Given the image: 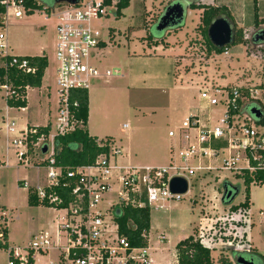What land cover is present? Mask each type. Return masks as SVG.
Instances as JSON below:
<instances>
[{
	"label": "rangeland",
	"instance_id": "374dc122",
	"mask_svg": "<svg viewBox=\"0 0 264 264\" xmlns=\"http://www.w3.org/2000/svg\"><path fill=\"white\" fill-rule=\"evenodd\" d=\"M174 2L129 0L128 7L122 10L118 18L109 13L92 21V25L100 31V39L106 44L98 50L94 65L100 69H117L120 73L90 82V115L85 129L101 142L111 137L112 142L121 149L117 159L124 164L162 166L169 163L170 157L180 162L175 151L179 146V127L183 118L187 115H204L214 124L224 110L221 103L207 107L200 100L201 88H207L217 96L225 94L234 86H264V60L260 58L259 51L252 49L251 39L245 38V34L250 35L253 30H257L253 24L247 25V31L237 25L244 29V39L240 43L228 45L227 55L222 52L208 53L209 43L198 30L202 13L198 7L185 9L179 27L156 30L160 15L168 4ZM246 4L248 17L254 14V7L259 18L264 17V0H247ZM20 10L22 17L10 16L6 23L9 52L29 56L43 54L47 57L48 65L41 86L28 91L25 110L8 107L3 98L4 92L0 90V120L6 115L9 120H14L17 128L26 127L27 124L43 125L48 121L53 131L57 106L54 58L57 18L53 12H47L44 6L31 14L23 8ZM148 37L158 39L159 43L147 44L150 42ZM123 124H128V127L124 128ZM169 130L175 135L169 136ZM171 146L175 148L173 152H170ZM5 149V138L0 134L1 159L5 157ZM49 151L39 155L35 149H31L26 155L29 161L17 164L14 147L8 144V164L0 168V207L6 210L8 217L7 246L25 247L40 232H54L57 217L63 214V211L54 207L29 205L27 189L21 186L23 182L30 186L44 182L46 167L45 164H39L49 156ZM227 156L228 151L224 148L217 156L202 157V165L210 164L217 169L203 177L200 172L189 176L190 186L182 199L166 200L161 203V207H157V203L149 205L144 200L150 212L149 253L155 262L171 259L175 241L191 233L195 223H200L197 232L198 228L204 227L205 221H201L200 214L205 212L203 207L211 208V200L215 199L213 196L221 197L224 180L238 188L237 195L229 204L243 201L245 185L241 179L230 170L221 169L222 160ZM196 163L195 159L191 160V164ZM116 192V186H113L104 194L99 204L102 210L117 202ZM249 195L246 213L229 214V204L224 205L220 201L225 216L230 217L228 223L231 225L226 227L232 228L226 230V237L218 236V224L206 231L200 229L204 232L202 239L210 244H214L211 238L217 231L214 238H219V243L213 246L211 253L215 256L227 255L233 264H236L235 256L231 255L230 250L242 248L233 247L241 235L248 240L251 249L263 256L261 262L264 264V183L251 184ZM161 234L166 240H160ZM199 235V232L195 235L198 240ZM234 237L233 244L230 243L228 247L227 238ZM60 243H64V237ZM60 252L58 248L38 252L35 254V264H69L59 256ZM0 264H6V253L2 248Z\"/></svg>",
	"mask_w": 264,
	"mask_h": 264
},
{
	"label": "built area",
	"instance_id": "2783aa9c",
	"mask_svg": "<svg viewBox=\"0 0 264 264\" xmlns=\"http://www.w3.org/2000/svg\"><path fill=\"white\" fill-rule=\"evenodd\" d=\"M20 8L27 11L20 0H0V68H15L26 74H33L36 66L26 57L10 53L7 44L6 23L10 16L22 17ZM49 10L57 18L54 44L57 106L54 128L52 131L49 125L48 134H40L33 142L30 138L36 134L34 128L27 126L17 128L14 120H9L5 115L0 120V134L4 136L6 146L5 157L0 158V168L8 164L6 158L8 144L14 147L17 164H26L29 161L26 155L31 149H35L39 155L47 154L50 150L47 156L49 162L45 164L44 182L37 186L23 182L21 186L27 191L31 189L39 201H46L57 208L63 202V197L55 193L54 189L59 186L65 188L68 182L61 184L62 171L54 166L50 159L55 153L54 138L76 128H82L81 121L75 119L71 109L72 94L78 90L88 91L93 79L117 76L120 72L117 69H100L94 65L100 49L99 44L104 41L100 39V31L92 25V21L99 20L109 13L115 16V0H109V3L105 0H79L72 5L59 3ZM255 32L253 30L250 35L245 34V38L250 40ZM251 47L254 51H259L260 58L264 60V41L252 43ZM223 54H228L227 48ZM0 90L4 92V101L13 93L5 82L0 83ZM199 96L207 107L221 103L224 110L214 124L204 115H187L183 118L179 127V146L175 151L180 162L170 157L169 163L162 166L124 164L117 159L121 149L112 140L109 142L110 151L107 155H100L93 164L79 166L74 171L66 173L68 177L78 174L80 180L71 190L72 202L57 208L63 211V214L57 217L55 231L40 232L25 247L2 248L6 253V264H35L36 253H44L53 248L60 249L59 256L69 264H153L148 248V234L144 231L141 233V238L147 242L146 245L132 246L126 236L119 234V226L115 220L116 209L120 210V215L121 206L146 207L144 200L149 205L157 203L156 206L161 207V203L166 200L182 199L188 190L184 194L171 192L169 189L171 178L186 179L189 189V176L200 172V176L203 177L217 169L210 164L202 165L201 158L217 156L224 148L227 149L228 156L222 160L221 169L230 170L233 174L264 171V86H234L225 94L217 96L207 88H201ZM73 104L75 105L76 101H73ZM251 108L259 111V117L250 114ZM123 127L127 128L128 124H123ZM168 135L174 136L175 133L169 130ZM43 147H46L45 153H42ZM174 149L171 146L170 152ZM193 159L197 161L196 164H191ZM113 186H116L117 202L102 210L99 204L104 194ZM248 209L228 213H246ZM212 218L211 225L205 224L200 229L206 231L218 224V236L226 237V230L232 229L226 227L230 217L217 215ZM7 222L6 210L0 207V244L4 242L3 230L7 229ZM128 227L134 228L135 224L130 221ZM222 229L224 231L221 232ZM201 230L199 240L211 250L219 243V238L216 240L214 238L217 231L213 233V239L211 238L214 244H210L202 239L204 232ZM62 237L63 244L60 243ZM238 237L240 240L235 241L236 244H233L235 237L227 238L229 241L227 246L230 247L231 243L233 247L235 245L242 247L240 250L234 248L232 250L248 252L251 249L248 240L244 235Z\"/></svg>",
	"mask_w": 264,
	"mask_h": 264
},
{
	"label": "trees",
	"instance_id": "16d2710c",
	"mask_svg": "<svg viewBox=\"0 0 264 264\" xmlns=\"http://www.w3.org/2000/svg\"><path fill=\"white\" fill-rule=\"evenodd\" d=\"M23 3L24 8L27 10L28 14L33 13L34 10L40 9L41 6L44 7L47 12H49V1L48 0H20ZM172 1V0H171ZM176 2H181L180 0H173ZM109 3V0H105ZM182 3V2H181ZM172 4V3H171ZM183 4V3H182ZM129 5V0H115V17H119L122 14V10L127 8ZM170 5V4H168ZM189 7H198L202 10L200 16V26L198 30L201 35L206 38V42L209 43L207 47L208 53L216 52L223 53V51L229 46L222 49H217L207 39L206 30L213 19L219 15L225 16L232 22L234 26V41L233 44L240 43L243 41V29L237 27L233 21L230 12L224 6H210L203 5L199 3V0H188ZM181 22L174 27H179ZM251 22V23H250ZM253 24L257 33L262 34L263 39L254 41L253 36H251L252 43H258L264 41V17L259 18L256 7H254V14L251 17H246V22L244 25ZM149 38V37H148ZM150 39V38H149ZM153 44H158V39H153ZM152 41V39H150ZM105 46L104 42L99 44L102 48ZM31 64L36 66V71L33 74L23 73L15 68H0V83L5 82L13 90L10 98H7L5 104L10 108L21 109L27 106L26 91L30 88H39L42 84V79L44 76L45 69L47 68L48 62L45 55L41 56H24ZM5 76V79L3 77ZM76 101V104H73ZM71 109L74 113L75 119L81 121L82 128H76L73 131L65 133L63 135H57L54 138L55 143V153L50 157L52 159V164L57 166L62 171V176L60 178L61 184L63 182H68L67 187H56L54 189L55 193L63 197V202L57 206V208H62L67 206L69 202H72L73 195H71L72 188L79 184L80 176L74 174L71 177L66 175L67 172L74 171L75 168L79 166L91 165L95 162L96 158L100 155H107L110 151L109 142L113 139L107 137L104 141L97 140L96 137L89 135L85 129L87 119H88V91L78 90L72 94V106ZM49 123L45 125L27 126L28 128H34L36 134L32 135L30 139L33 142L36 141L40 134L47 135L49 132ZM29 146L31 148L30 142ZM101 143V144H100ZM49 162L48 157L41 160L39 165H44ZM235 177L241 179L245 185V196L243 201L238 204H229L228 199H223L222 203L224 205L229 204L230 211H237L238 209H248L250 203L249 186L251 184H263L264 183V171H257L255 173H248L247 171L241 174L236 173ZM231 185V183L222 182L223 185ZM221 187V188H222ZM229 187V186H228ZM238 190V188H237ZM223 191V190H222ZM27 195V202L31 206L44 205L47 207H53L49 205L46 201H39L34 192L29 189ZM234 192H232L233 194ZM115 220L119 226V234L126 236L128 241L132 246H143L147 242L145 239L141 238V233L144 231L146 234L149 231V220L150 212L149 208L146 207H131V206H121V214L115 216ZM135 224L134 228L128 227V222ZM4 242L0 244V248H5L7 246V229L3 230ZM176 250V261L177 264H233L230 257L227 255L219 254L216 260L211 257V250L205 246L200 240L195 239L194 236H188L183 240H180L175 245ZM231 255L243 256L246 259L252 260L253 264H262L263 256L257 253L255 249H250L247 251H235L230 250Z\"/></svg>",
	"mask_w": 264,
	"mask_h": 264
},
{
	"label": "water",
	"instance_id": "95a60500",
	"mask_svg": "<svg viewBox=\"0 0 264 264\" xmlns=\"http://www.w3.org/2000/svg\"><path fill=\"white\" fill-rule=\"evenodd\" d=\"M50 8H53L59 3L76 4L79 0H48ZM184 6L181 2H174L168 5L159 17L156 24V30L162 31L168 27H173L181 22L184 14ZM206 36L211 45L217 49H222L234 41V26L232 22L225 16H217L209 24L206 30ZM254 41L263 39L262 34L255 32L253 34ZM250 114L254 117H259V111L256 108L250 109ZM46 147H43L42 153H45ZM228 186L230 189H228ZM169 189L173 193L184 194L188 190V183L186 179L182 177H173L169 181ZM222 194L220 201L223 199H228L229 202L235 198L238 193L237 187L234 185L224 184L222 187ZM232 192H234L232 194ZM120 210H115V215H119ZM236 264H253L252 260L246 259L243 256L235 257Z\"/></svg>",
	"mask_w": 264,
	"mask_h": 264
},
{
	"label": "crops",
	"instance_id": "0c3cea01",
	"mask_svg": "<svg viewBox=\"0 0 264 264\" xmlns=\"http://www.w3.org/2000/svg\"><path fill=\"white\" fill-rule=\"evenodd\" d=\"M182 3H183V6L184 8L186 9L187 7H189L188 5V0H180ZM203 2V3H202ZM246 2L247 0H199V3L200 4H203V5H210V6H224L228 9V11L230 12V15L233 19V21L235 22L236 25L239 24V26L243 27L246 31L249 30V29H246V28H249L247 27V25H244L245 22H246V17H247V13L245 12V8L247 7L246 5ZM256 4V3H255ZM258 5V4H257ZM201 10V9H200ZM185 11V10H184ZM202 12V10H201ZM200 12V13H201ZM230 20V19H229ZM260 27H264L263 25H260ZM242 28V29H243ZM254 28V27H253ZM243 29V30H244ZM255 29V28H254ZM149 39V38H148ZM155 40L152 39V41L150 42H147V44H150L151 42H153ZM105 43V42H104ZM153 44V43H152ZM106 46V44H105ZM104 46V47H105ZM102 47V48H104ZM16 55H20V56H29V55H23V54H16ZM38 56H41V55H38ZM177 61V59H175V62ZM46 70V69H45ZM31 89H36V88H30V89H27L26 91V96H27V93L29 90ZM27 99V98H26ZM27 104H28V100H27ZM26 108V107H25ZM25 108L23 109H20V110H25ZM89 115H90V106H89V93H88V119H87V123L86 125L88 124L89 122ZM49 123L48 121L45 123L47 124ZM43 124V125H45ZM42 125V126H43ZM27 126H33V125H29L27 124ZM22 128V127H20ZM128 164V163H126ZM215 199L214 201L212 200V203H211V208H209V206L207 207H203V209L205 210L204 214H200V217L203 219L201 221H205V224L206 225H211L210 223L213 222V218L212 217H215V216H219V215H225L224 213V210L221 209V206H220V198L219 196L218 197H215L213 196ZM218 199V201H217ZM215 209V210H213ZM213 212V213H212ZM216 214V215H215ZM206 216V217H205ZM199 217V215H198ZM198 219V218H197ZM198 225H200V223L198 224L195 223L194 226L191 228V233H189L188 235H183L182 237H180L179 239H177V241H175L174 243V252H173V255H172V258L170 259H163L161 260L160 262H155V260L152 258V261H153V264H177V261H176V250H175V245L177 244V242H179L180 240H183L184 238L188 237V236H194L195 238V235L196 233L200 232V229L198 228V232H197V227ZM55 226V225H54ZM148 234V233H147ZM166 240L165 236L163 234H161V238L160 240ZM196 239V238H195ZM211 247V246H209ZM148 248H149V245H148ZM253 248V247H252ZM219 255V254H218ZM211 257L213 258V260H216L218 256H215L211 253ZM230 260L232 261V259L230 258ZM36 263V262H35Z\"/></svg>",
	"mask_w": 264,
	"mask_h": 264
},
{
	"label": "flooded vegetation",
	"instance_id": "af4514ba",
	"mask_svg": "<svg viewBox=\"0 0 264 264\" xmlns=\"http://www.w3.org/2000/svg\"><path fill=\"white\" fill-rule=\"evenodd\" d=\"M228 189H230V188L228 187Z\"/></svg>",
	"mask_w": 264,
	"mask_h": 264
}]
</instances>
